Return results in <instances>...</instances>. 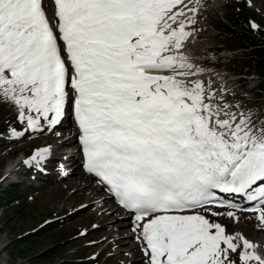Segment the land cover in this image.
I'll list each match as a JSON object with an SVG mask.
<instances>
[{
    "label": "snow or ice",
    "instance_id": "1",
    "mask_svg": "<svg viewBox=\"0 0 264 264\" xmlns=\"http://www.w3.org/2000/svg\"><path fill=\"white\" fill-rule=\"evenodd\" d=\"M212 13L213 0H0V140L55 138L0 183L21 171L35 181L50 164L65 179L79 171L69 195L95 199L31 229L95 209L102 223L76 230L73 264H264V106L213 76L238 50L194 53ZM71 139L67 168L55 149ZM103 231L111 239L92 237Z\"/></svg>",
    "mask_w": 264,
    "mask_h": 264
},
{
    "label": "rangeland",
    "instance_id": "2",
    "mask_svg": "<svg viewBox=\"0 0 264 264\" xmlns=\"http://www.w3.org/2000/svg\"><path fill=\"white\" fill-rule=\"evenodd\" d=\"M213 2L219 5L220 14L212 13L207 20V30L201 34L196 44L193 45L194 53L197 55H203L206 51H209L219 40L217 33L221 30V26L225 25L226 15L230 8L236 5L237 0H213ZM249 8L262 18L261 24L264 27V0H254L253 6ZM230 68L231 64H229L228 56L221 54L219 56V67L217 72L213 73V76H217V79L229 77L231 78L228 84L229 87L235 86L237 92H245L240 87L236 77L232 75ZM211 74L205 73V75ZM246 99L249 104H254L249 97H246ZM54 139V136L47 134L36 136L5 150V153L0 154V176H3L5 166L14 158H18L16 154L28 153L35 146L45 143V141L52 142ZM71 145L73 146L72 141ZM73 149L72 147L71 151ZM13 151L16 153H11ZM71 163L74 164V161ZM67 164L65 165L67 168L71 167L70 163ZM76 175H80V173L76 171L69 179ZM73 187H76V184L70 185L68 178L51 182L38 191L16 197L9 206L0 211V264H59L62 260L74 262L81 257L84 251L81 248L83 241L74 240L73 237L76 230L82 226L91 222L102 223L101 218L94 213L96 212L95 209L89 208L63 223H53L38 231H31V229L36 228L38 224L49 218L50 213L63 217L65 211L69 210L70 205H75L77 201L85 203L89 201L81 197L79 192L76 196H70L69 192ZM19 190L22 194L26 188L22 187ZM10 196V194L6 195V198ZM29 197H32V199H29ZM93 198L95 199V197ZM110 219H116V217ZM242 227L250 228L251 225L243 224ZM106 235L111 239L108 231L92 233V237L97 239ZM20 241L21 243H19ZM17 242L18 244L14 247L13 244ZM128 243L131 244V241ZM117 260L119 258L105 260V257H102L100 264H116Z\"/></svg>",
    "mask_w": 264,
    "mask_h": 264
},
{
    "label": "trees",
    "instance_id": "3",
    "mask_svg": "<svg viewBox=\"0 0 264 264\" xmlns=\"http://www.w3.org/2000/svg\"><path fill=\"white\" fill-rule=\"evenodd\" d=\"M230 8L225 18V25L218 31L219 40L216 41L215 50L218 46L229 50H238L239 54L230 56L233 74L245 77L239 83L257 106H264V27L259 32H255L248 27L249 18L258 23H262V18L252 9L242 5V11L236 12ZM262 25V24H261ZM255 77L260 81V85L254 88L245 87L247 77ZM15 189V188H14ZM21 243V241L19 242ZM18 244L15 243V247ZM59 264H73L62 260Z\"/></svg>",
    "mask_w": 264,
    "mask_h": 264
},
{
    "label": "bare ground",
    "instance_id": "4",
    "mask_svg": "<svg viewBox=\"0 0 264 264\" xmlns=\"http://www.w3.org/2000/svg\"><path fill=\"white\" fill-rule=\"evenodd\" d=\"M63 131H65V130H63ZM69 142H71V140ZM69 142H68V144H62L61 146L57 147L56 149L69 150L72 147L71 143H70L71 146H69ZM66 160L68 161V164L67 165H69V163L71 164L72 161H75V159L73 158V156H69V155H68V158ZM68 182L70 183V185L71 184H76V187H80L83 184V180L81 179L80 175H76L75 177L70 178V179L68 177ZM79 194H81V197L85 198L86 200H90V199H92V197H94V196H89L88 195V192L86 190H81L79 192ZM120 235H122V233H120ZM121 243H123V242H121ZM116 258H119L120 259L121 257H119V256L118 257H115V260H116Z\"/></svg>",
    "mask_w": 264,
    "mask_h": 264
}]
</instances>
